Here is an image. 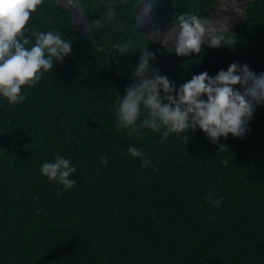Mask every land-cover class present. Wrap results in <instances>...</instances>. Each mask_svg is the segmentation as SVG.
Here are the masks:
<instances>
[{
  "label": "trees",
  "instance_id": "1",
  "mask_svg": "<svg viewBox=\"0 0 264 264\" xmlns=\"http://www.w3.org/2000/svg\"><path fill=\"white\" fill-rule=\"evenodd\" d=\"M71 1L88 26L107 6ZM143 1L114 0L113 24L95 33L77 29L60 0H43L31 14L29 25L58 29L73 42V54L37 85L23 86L22 103L0 98V264H264V105L246 136L221 137L223 150L199 129L166 141L149 129L129 137L115 116L137 50L146 47L155 53L152 65L177 86L233 62L264 72V0L245 3L225 31L229 46L205 45L191 56L145 32L137 12ZM217 1L150 0L146 16L155 30L184 13L213 21ZM128 40L133 53L111 55L114 43ZM130 145L152 165L142 167ZM56 153L76 167L68 191L39 171ZM209 192L222 198L219 207L209 205Z\"/></svg>",
  "mask_w": 264,
  "mask_h": 264
},
{
  "label": "clouds",
  "instance_id": "2",
  "mask_svg": "<svg viewBox=\"0 0 264 264\" xmlns=\"http://www.w3.org/2000/svg\"><path fill=\"white\" fill-rule=\"evenodd\" d=\"M42 2L0 0V98L10 106L26 100L23 86L37 85L46 73L55 70L58 63L73 54V42L58 29L41 31L29 25L31 14ZM115 15L114 0H107L103 15L91 22L88 31L108 29ZM174 24L179 28L174 50L178 56L199 54L205 45L218 48L232 43V38L225 35L226 30L218 31L210 18L196 13L180 14L175 17ZM90 38L94 40V36ZM132 48L133 43L128 40L114 43L110 52L125 56L133 53ZM147 48L137 50L141 55L131 72V82L125 94L117 98L118 130L132 137L142 135V129H149L161 134V140L166 141L170 134L199 129L211 143L219 145L218 150L224 147L221 137L246 136L257 106L264 105V72L257 74L247 63L233 62L215 76L205 71L177 86L152 65L155 53ZM182 138L189 141L187 135ZM127 152L141 159L144 168L153 163L135 145H130ZM101 162L108 164L105 157H101ZM39 171L49 182L61 186L58 191H68L76 183L71 178L76 167L59 153L43 162ZM206 200L214 207L222 203L215 192H209Z\"/></svg>",
  "mask_w": 264,
  "mask_h": 264
},
{
  "label": "rangeland",
  "instance_id": "3",
  "mask_svg": "<svg viewBox=\"0 0 264 264\" xmlns=\"http://www.w3.org/2000/svg\"><path fill=\"white\" fill-rule=\"evenodd\" d=\"M62 5L70 8L74 15V25L77 29L88 31V23L82 15L80 5L71 0H60ZM149 1L144 0L137 9L141 25L145 32L158 41L169 45L175 46L179 28L174 23L168 25H157L153 20H149L146 13L149 8ZM249 0H218L214 7L213 26L219 30H232L236 23L241 19L245 11V3Z\"/></svg>",
  "mask_w": 264,
  "mask_h": 264
}]
</instances>
